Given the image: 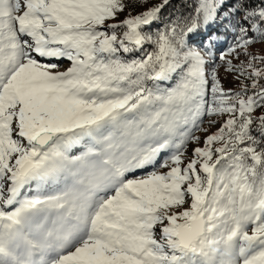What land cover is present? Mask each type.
I'll return each instance as SVG.
<instances>
[{"label": "snow or ice", "instance_id": "1", "mask_svg": "<svg viewBox=\"0 0 264 264\" xmlns=\"http://www.w3.org/2000/svg\"><path fill=\"white\" fill-rule=\"evenodd\" d=\"M169 5L0 0V264H264V0Z\"/></svg>", "mask_w": 264, "mask_h": 264}, {"label": "trees", "instance_id": "2", "mask_svg": "<svg viewBox=\"0 0 264 264\" xmlns=\"http://www.w3.org/2000/svg\"><path fill=\"white\" fill-rule=\"evenodd\" d=\"M155 1L156 0H151V2H155ZM193 3L194 0H170V5L166 7L163 15L165 18H167L169 14H175L178 10L187 13L188 11L191 10L189 7H187V5Z\"/></svg>", "mask_w": 264, "mask_h": 264}, {"label": "rangeland", "instance_id": "3", "mask_svg": "<svg viewBox=\"0 0 264 264\" xmlns=\"http://www.w3.org/2000/svg\"><path fill=\"white\" fill-rule=\"evenodd\" d=\"M159 1L160 0H156L155 2H152V3H156V2H159ZM257 47H259V45H257ZM217 56H219V52H217ZM217 64H222V62L217 60ZM218 71H219V74H220V77H221L223 83L225 84V87L236 88V87L239 86L238 82L233 79L232 75L225 71L224 66H221L218 69ZM205 126H207L206 123H205Z\"/></svg>", "mask_w": 264, "mask_h": 264}]
</instances>
